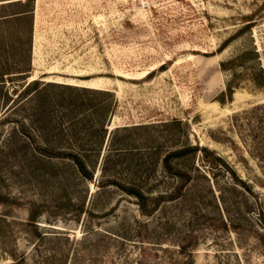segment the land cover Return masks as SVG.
I'll list each match as a JSON object with an SVG mask.
<instances>
[{
    "label": "rangeland",
    "instance_id": "rangeland-1",
    "mask_svg": "<svg viewBox=\"0 0 264 264\" xmlns=\"http://www.w3.org/2000/svg\"><path fill=\"white\" fill-rule=\"evenodd\" d=\"M10 1L0 264H264V0Z\"/></svg>",
    "mask_w": 264,
    "mask_h": 264
},
{
    "label": "trees",
    "instance_id": "trees-1",
    "mask_svg": "<svg viewBox=\"0 0 264 264\" xmlns=\"http://www.w3.org/2000/svg\"><path fill=\"white\" fill-rule=\"evenodd\" d=\"M17 0H12L10 2H15ZM34 9H27V10H23L21 11V13L17 16H29L32 17V13ZM257 52V51H256ZM228 65V62H222V67L223 69H226ZM3 84H5V82H3ZM33 84H38V80H36L34 83L29 82L28 84H26L24 86V88L21 90V94L24 95L27 92L30 91V89L32 88ZM41 86V85H39ZM43 88V90H42ZM50 88H57L58 91H60L62 94L59 95V100L64 99V97L66 96V94H73L72 98L77 99L78 97L84 96L85 94H95V93H106L108 94L109 90L103 89V88H95V87H91V86H87V85H77V84H72V83H58V82H53V81H49L44 83V86H41V88L37 87L36 89H34L33 91L38 92L37 94H35V97L40 94V92L42 93L43 91H46V95H48V90ZM42 90V91H41ZM32 91V92H33ZM34 92V93H35ZM224 94H226V92H224ZM234 94L233 91V86H230V93L229 96L232 97V95ZM38 97V96H37ZM76 103V100H74ZM223 102V100H221ZM77 105V103H76ZM106 131V128H103ZM47 133V132H46ZM54 136H58V138L60 140H66L65 136L66 134L64 133V129H59ZM68 139L69 138H75L76 142H78V138H79V134H78V130L77 129H72L70 133L67 134ZM65 138V139H64ZM187 151L186 148L183 149H179L176 151H170L166 154L165 156V164L166 167L168 169H173V166L171 164V159L175 156H181L183 154H185ZM46 155H57V156H62L67 158L69 161H71L72 163H74L79 169L80 171L87 176L90 179H93L94 177V173H93V166L96 163L95 160V155L96 154H90L89 152H83V151H76V150H70V149H60V150H52L49 152H46ZM133 191V193L139 197L140 199L145 198V194L143 193V191L140 188H136L133 187L131 188Z\"/></svg>",
    "mask_w": 264,
    "mask_h": 264
}]
</instances>
